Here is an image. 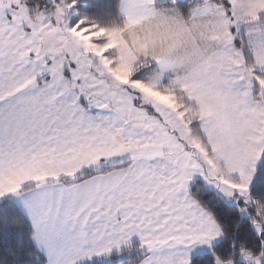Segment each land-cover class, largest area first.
I'll use <instances>...</instances> for the list:
<instances>
[{
    "label": "snow or ice",
    "instance_id": "1",
    "mask_svg": "<svg viewBox=\"0 0 264 264\" xmlns=\"http://www.w3.org/2000/svg\"><path fill=\"white\" fill-rule=\"evenodd\" d=\"M0 264H264V0H0Z\"/></svg>",
    "mask_w": 264,
    "mask_h": 264
}]
</instances>
